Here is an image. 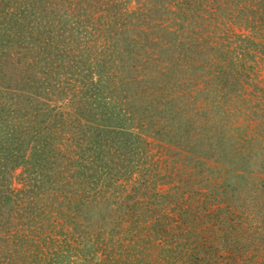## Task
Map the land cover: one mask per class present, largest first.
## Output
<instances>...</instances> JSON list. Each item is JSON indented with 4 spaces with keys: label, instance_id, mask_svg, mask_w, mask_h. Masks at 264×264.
<instances>
[{
    "label": "rangeland",
    "instance_id": "rangeland-1",
    "mask_svg": "<svg viewBox=\"0 0 264 264\" xmlns=\"http://www.w3.org/2000/svg\"><path fill=\"white\" fill-rule=\"evenodd\" d=\"M0 105L15 264H264V0H0Z\"/></svg>",
    "mask_w": 264,
    "mask_h": 264
},
{
    "label": "trees",
    "instance_id": "trees-1",
    "mask_svg": "<svg viewBox=\"0 0 264 264\" xmlns=\"http://www.w3.org/2000/svg\"><path fill=\"white\" fill-rule=\"evenodd\" d=\"M241 1H243V0H241ZM126 41L129 42V39H127ZM132 41L133 40L130 39V42H132ZM128 44H130V43H128ZM6 88H8V87H6ZM13 136L14 135H11V136L6 137L4 139H0L1 140L0 141V264H15V263H18L20 260H23V262L25 261L26 263H27V261H30V263H32V261L39 262V260H41L40 256L43 257L42 256L43 254H41L39 247L37 245L38 241H35L36 236L35 235L33 236L31 234V232H30V234L32 235L31 236L32 238H27V240H26V241H28L27 247L25 245H24V247H18V246L16 247L15 245H13L14 248L10 249L8 246H6L5 243L11 237H13V235L16 234L15 232H12L13 229L8 228L7 225H10L9 220L11 221L12 224H19L20 221H24V222L27 221V223H29V222L35 223L36 220H39V217H43L42 220L50 219V217H52L49 214H46V211L49 207L50 201L45 200V202H43L42 200H40L39 197L41 195V190L43 193L47 189L50 190V187L53 185V183L50 181V179L45 180L46 178H48L47 174H45V173H48V172L46 171L45 173H43L42 171L49 170L50 173L56 172L55 170L57 168V166H54L53 164H48V166H47L48 169L44 166V167H42L41 171L37 172V175H41L42 179L40 180V182L34 181V184H33L34 187L33 188H31V186H30V188L28 190L27 189H25V190L14 189L13 186L11 185V183L9 184L8 178L11 177V172L13 170H16L17 168H19L20 164H26V161L28 159L24 157L25 154L19 156L16 153L17 146L14 147L13 149H12V147H10V146H14L16 143H18V140L20 139L19 137L15 138ZM4 144L6 145V147H4ZM43 150H44V148L43 149H41V148L36 149L35 148L33 150V152H34L33 156H38V153L43 152ZM55 156H59V153L56 154ZM11 162H12V164H10ZM13 163H15V164H13ZM59 167L61 168V166H59ZM64 167H66V166H64ZM64 167H62L63 172L67 173V168L64 169ZM64 178H66V176ZM89 179H90L89 182L86 181L82 184L84 191L95 190L96 186H95V183L92 181V180H94L93 177H90ZM61 185H62V183H61ZM44 186L46 187V189ZM41 187H43V189H41ZM55 190H57V188H55ZM80 192H81V189L77 188L76 193H80ZM61 193L63 194V196H65L64 190H62ZM63 196H62L63 200L60 204V206L62 208L65 207V206H62L63 201H64V204L66 205V207L68 209L72 210L73 207L78 209V207H79L78 204H76V206H75V204L73 205L74 200L69 199L68 196H65V198ZM85 196L86 195L84 193L82 197H85ZM57 201L60 202V200H57ZM51 202L55 204L56 200H52ZM21 203L25 204L26 206L30 205L28 210L35 207L36 215H34L35 213L33 215H27V214L25 215L24 214V216L19 214L18 209L23 208V206H21ZM37 204H38V206H37ZM79 204L81 206L84 205V203H82L81 201L79 202ZM46 207H47V209H46ZM4 215L7 218H4ZM48 215H49V217H47ZM4 219H6L7 222ZM30 234H29V236H30ZM28 245L33 247L35 249V251H34V249L31 250L30 247H28ZM28 250L31 252L27 255ZM30 258H32V261Z\"/></svg>",
    "mask_w": 264,
    "mask_h": 264
}]
</instances>
